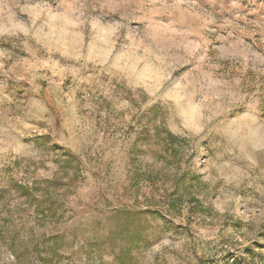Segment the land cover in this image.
I'll return each mask as SVG.
<instances>
[{"label": "rangeland", "instance_id": "rangeland-1", "mask_svg": "<svg viewBox=\"0 0 264 264\" xmlns=\"http://www.w3.org/2000/svg\"><path fill=\"white\" fill-rule=\"evenodd\" d=\"M55 251L264 264V0H0V264Z\"/></svg>", "mask_w": 264, "mask_h": 264}, {"label": "trees", "instance_id": "trees-1", "mask_svg": "<svg viewBox=\"0 0 264 264\" xmlns=\"http://www.w3.org/2000/svg\"><path fill=\"white\" fill-rule=\"evenodd\" d=\"M51 212V211H50ZM44 214V213H43ZM47 217V215L45 216ZM64 257L63 255H60L59 253H57L56 251L54 252L52 257H49L48 259H41L43 262H46L48 264H52L54 261H60L62 260Z\"/></svg>", "mask_w": 264, "mask_h": 264}]
</instances>
